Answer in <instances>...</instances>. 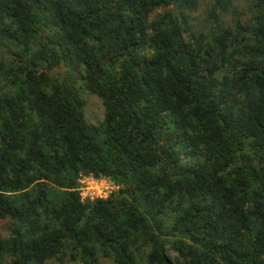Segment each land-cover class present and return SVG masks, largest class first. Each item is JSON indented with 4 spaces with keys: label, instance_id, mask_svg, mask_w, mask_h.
Returning a JSON list of instances; mask_svg holds the SVG:
<instances>
[{
    "label": "trees",
    "instance_id": "16d2710c",
    "mask_svg": "<svg viewBox=\"0 0 264 264\" xmlns=\"http://www.w3.org/2000/svg\"><path fill=\"white\" fill-rule=\"evenodd\" d=\"M0 222V264H264V0H0Z\"/></svg>",
    "mask_w": 264,
    "mask_h": 264
},
{
    "label": "built area",
    "instance_id": "2783aa9c",
    "mask_svg": "<svg viewBox=\"0 0 264 264\" xmlns=\"http://www.w3.org/2000/svg\"><path fill=\"white\" fill-rule=\"evenodd\" d=\"M80 194L82 201L97 200L107 198L114 190L115 186L104 179H96L92 175H81L79 179Z\"/></svg>",
    "mask_w": 264,
    "mask_h": 264
},
{
    "label": "rangeland",
    "instance_id": "374dc122",
    "mask_svg": "<svg viewBox=\"0 0 264 264\" xmlns=\"http://www.w3.org/2000/svg\"><path fill=\"white\" fill-rule=\"evenodd\" d=\"M86 105H87L86 111H87L88 121L92 124L100 123L104 117V108L102 101L94 95H89L86 97ZM7 230H8L7 224L5 222H0V233L3 236H7L8 235ZM104 263L113 264L108 260H105Z\"/></svg>",
    "mask_w": 264,
    "mask_h": 264
}]
</instances>
